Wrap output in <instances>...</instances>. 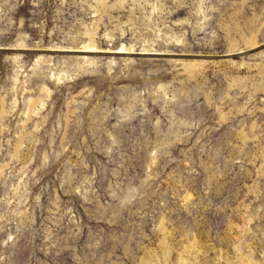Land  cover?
I'll list each match as a JSON object with an SVG mask.
<instances>
[{
	"label": "rangeland",
	"instance_id": "1",
	"mask_svg": "<svg viewBox=\"0 0 264 264\" xmlns=\"http://www.w3.org/2000/svg\"><path fill=\"white\" fill-rule=\"evenodd\" d=\"M105 6L0 0V264H264V0Z\"/></svg>",
	"mask_w": 264,
	"mask_h": 264
},
{
	"label": "bare ground",
	"instance_id": "2",
	"mask_svg": "<svg viewBox=\"0 0 264 264\" xmlns=\"http://www.w3.org/2000/svg\"><path fill=\"white\" fill-rule=\"evenodd\" d=\"M100 2H101V5H102V7H106L105 6V0H100ZM103 8V9H104ZM90 37H91V41H90V43L88 44L89 46L88 47H93L94 45H95V42H94V37H95V34H90ZM43 91H45V92H47V95H46V98L45 99H40V100H31V104H36V103H38L39 101H41V102H45L46 100H47V98L49 97V92H48V90L44 87V89H43ZM44 96V95H43ZM43 104H45V103H43ZM42 104V105H43ZM3 108V107H2ZM70 110V109H69ZM70 113H71V111H69ZM73 112V111H72ZM4 115H5V107L3 108V109H1V111H0V125H1V122H2V120H3V118H4ZM17 148H18V146H17ZM49 152L47 151V150H45L44 151V153H43V159L45 160V159H47L48 158V154Z\"/></svg>",
	"mask_w": 264,
	"mask_h": 264
},
{
	"label": "water",
	"instance_id": "3",
	"mask_svg": "<svg viewBox=\"0 0 264 264\" xmlns=\"http://www.w3.org/2000/svg\"><path fill=\"white\" fill-rule=\"evenodd\" d=\"M46 150V149H45Z\"/></svg>",
	"mask_w": 264,
	"mask_h": 264
}]
</instances>
